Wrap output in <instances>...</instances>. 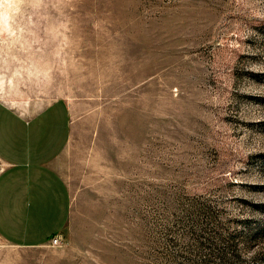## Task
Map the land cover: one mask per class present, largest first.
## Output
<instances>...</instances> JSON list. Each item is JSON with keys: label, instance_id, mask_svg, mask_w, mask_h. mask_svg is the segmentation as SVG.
<instances>
[{"label": "rangeland", "instance_id": "1", "mask_svg": "<svg viewBox=\"0 0 264 264\" xmlns=\"http://www.w3.org/2000/svg\"><path fill=\"white\" fill-rule=\"evenodd\" d=\"M0 99L71 109L61 245L0 264H264V0H0Z\"/></svg>", "mask_w": 264, "mask_h": 264}, {"label": "crops", "instance_id": "2", "mask_svg": "<svg viewBox=\"0 0 264 264\" xmlns=\"http://www.w3.org/2000/svg\"><path fill=\"white\" fill-rule=\"evenodd\" d=\"M17 103L0 99V241L34 249L60 236L70 218L56 162L70 137L71 109L65 99Z\"/></svg>", "mask_w": 264, "mask_h": 264}, {"label": "built area", "instance_id": "3", "mask_svg": "<svg viewBox=\"0 0 264 264\" xmlns=\"http://www.w3.org/2000/svg\"><path fill=\"white\" fill-rule=\"evenodd\" d=\"M3 167L0 165V174L3 172ZM61 245V237L60 236H54L50 240L49 246L52 248H57Z\"/></svg>", "mask_w": 264, "mask_h": 264}]
</instances>
